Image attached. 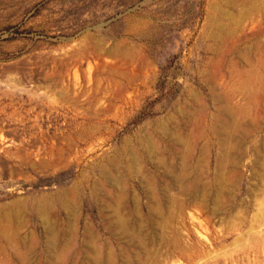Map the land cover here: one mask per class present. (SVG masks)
Wrapping results in <instances>:
<instances>
[{"label": "rangeland", "instance_id": "obj_1", "mask_svg": "<svg viewBox=\"0 0 264 264\" xmlns=\"http://www.w3.org/2000/svg\"><path fill=\"white\" fill-rule=\"evenodd\" d=\"M228 2L0 0V226L16 199L27 203L32 196L75 187L76 252L87 223L100 241L116 245L118 238L99 209L102 192L94 185L98 180L111 188L101 166L116 157L121 171L113 176L127 184L129 205L137 194L145 210L143 183L128 167L131 154H139L145 171L154 170L145 148L148 136L163 143L161 127L172 116L183 120L179 110L189 105V91L212 111L208 79L222 74L220 81L229 80L223 68L234 56L230 37L236 32L241 43L264 31L261 12L244 16L245 4L230 7ZM248 44L241 43V49ZM206 133L194 146H207L210 167L202 180L209 182L215 139ZM261 137L258 132L245 139L247 155L229 217L208 215L197 205L202 198L186 207L185 221L201 244L196 264H264V175L255 170L249 151ZM41 161L47 165L41 167ZM81 178L80 187L74 186ZM47 199L66 219L60 200ZM26 209L32 219L19 239L34 234L29 264H38L47 256L46 225ZM6 224L9 229L17 225ZM161 244L143 264H190ZM0 264H22L1 235Z\"/></svg>", "mask_w": 264, "mask_h": 264}, {"label": "bare ground", "instance_id": "obj_2", "mask_svg": "<svg viewBox=\"0 0 264 264\" xmlns=\"http://www.w3.org/2000/svg\"><path fill=\"white\" fill-rule=\"evenodd\" d=\"M239 2L246 5L240 10L242 15L261 12L264 16V0H229L228 4L236 7ZM231 18L235 20L234 16ZM260 35L264 36V31L247 35L241 43L250 44L244 49L236 40L239 37L236 32L230 37L234 42L229 53L234 56L227 65L223 62L229 80L220 81V73L208 79L212 111H208L196 91H189V105L179 110L183 120L172 116L170 124L164 123L165 126L161 127L163 143L148 136L145 148L154 170L145 171L139 154H131L128 167L140 176L143 183L147 196L145 210L137 194L132 196V206L129 205L127 184L113 176L120 170L119 160L112 157L103 163L101 169L111 188L98 180L94 185L102 192L97 198L99 209L106 228L118 238L116 245L109 240L100 241L94 228L87 223L81 249L76 252L78 194L75 187L59 188L32 196L27 203L16 199L15 209L10 214H3L0 235L22 264L32 261L36 248L34 234L19 239L22 227L32 219L26 213L28 206L46 225L47 256L38 264H143L151 255V249L161 243L169 247L172 255L196 264L201 255V244L194 237V228L185 221L186 207L197 204L202 198L203 203L197 205L202 206L208 215H231L233 197L239 188L240 169L247 155L245 139L252 140L258 132L262 135L261 141L249 146V151L254 156L255 170L264 175V40H255ZM219 52L217 50L216 54ZM228 57L222 58L227 61ZM204 129L207 138L215 139L213 179L209 182L202 180L210 167L207 146L202 145L198 150L194 146L199 143ZM46 165L47 162L41 161V167ZM83 180L81 178L74 186L80 187ZM47 196L60 200L66 219L60 217L59 208L49 206ZM8 222L17 225L9 229Z\"/></svg>", "mask_w": 264, "mask_h": 264}]
</instances>
